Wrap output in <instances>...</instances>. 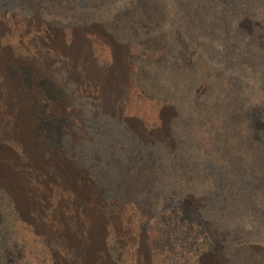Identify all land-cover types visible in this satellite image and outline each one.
Here are the masks:
<instances>
[{
	"label": "rangeland",
	"instance_id": "374dc122",
	"mask_svg": "<svg viewBox=\"0 0 264 264\" xmlns=\"http://www.w3.org/2000/svg\"><path fill=\"white\" fill-rule=\"evenodd\" d=\"M0 49V264L78 263L18 210L34 174L92 264H264V0H0Z\"/></svg>",
	"mask_w": 264,
	"mask_h": 264
},
{
	"label": "bare ground",
	"instance_id": "6f19581e",
	"mask_svg": "<svg viewBox=\"0 0 264 264\" xmlns=\"http://www.w3.org/2000/svg\"><path fill=\"white\" fill-rule=\"evenodd\" d=\"M57 42L51 41L50 42V50H52V54L50 56H42L40 53H35V65H40L43 69L46 76L53 79V73L55 71L54 63L59 60V58H62L63 64H66L69 60V54L65 52L64 50L60 49L59 44H56ZM44 45V44H43ZM7 53V52H6ZM0 65H5L10 63L8 55H6L3 50L0 49ZM35 74H36V68H35ZM100 77V76H99ZM0 80L6 85H8L7 76L5 73H3L0 69ZM84 85L86 87H90L93 91V93L96 94L97 97L102 98L108 88H109V81L105 77H93L91 73L88 71L84 72L83 76ZM81 80V81H83ZM36 76L34 78V83L32 85V88L30 90L31 94L34 96L37 105H39L42 101L45 100L43 93L37 88L36 84ZM85 90V89H84ZM9 92V91H8ZM19 90L17 88L13 89V93L9 94L7 91L4 92L7 98L9 97H17ZM90 96V95H89ZM6 129L7 131H12V124L10 120L8 119V115L2 111L0 113V130L3 132V135H6L11 138L12 135L11 132H6L3 129ZM20 142L22 144V152L26 156L27 159H33L31 152L28 150V139L27 137L21 136L19 137ZM8 156V150L6 148H0V174L4 175H11L10 174V167L8 168V165L6 164ZM26 164L16 162L14 164V168L17 169V172L22 173L23 167H25ZM37 171V169H35ZM35 171V172H36ZM13 172V171H12ZM34 180L31 182L33 194L31 198L24 203L20 198L15 197V202L17 204L18 210L25 215V208L29 209L30 212L35 216L34 221L39 225V228H41L43 221L42 218L45 215L46 222L44 228L42 231L47 236V238L50 241L59 240L61 243L65 245V250L67 254L74 256L77 258L78 263L77 264H92L90 261V250L88 247L83 246V244L77 243V240L74 236H71L67 231V219H68V213L70 211V208L73 206L75 202L74 195H71V192L66 186H60L58 189H50L45 185H42L38 180H36V176L34 174ZM47 213H46V212ZM45 213V214H44ZM25 217V216H24ZM80 231V230H79ZM85 231V230H84ZM78 239V237H77ZM79 240V239H78ZM80 245V246H79ZM141 246V245H140ZM85 247V248H84Z\"/></svg>",
	"mask_w": 264,
	"mask_h": 264
}]
</instances>
